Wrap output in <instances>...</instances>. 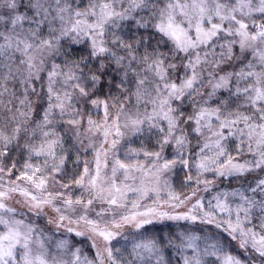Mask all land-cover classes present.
I'll return each instance as SVG.
<instances>
[{
	"label": "clouds",
	"instance_id": "9594fccd",
	"mask_svg": "<svg viewBox=\"0 0 264 264\" xmlns=\"http://www.w3.org/2000/svg\"><path fill=\"white\" fill-rule=\"evenodd\" d=\"M199 2L207 10L204 19L226 23L231 35L218 32L213 40L197 41L195 48L185 52L160 25L166 26L172 18L195 40L200 15L193 0H0V169L40 168L55 190L60 187L55 173L60 161L64 162L65 180L70 182L79 163L91 162L90 153L104 146L96 127L118 121L123 135L116 138L114 148L109 141V160L126 158L148 168L169 154L175 161L160 173L159 201L152 193L146 205L166 202L163 211L179 214L199 201L214 204V197L224 192H242L257 202L252 209L257 224L264 220L260 207L264 204V188L260 187L264 163H258L264 147L258 149L255 137L250 139L243 127L245 123L264 125V104L252 103L255 90L264 88V40L250 41L241 48L238 25L221 21L215 12L219 7L225 15L235 14L249 30L264 25V13L258 10V0H248L251 14L249 8L240 12L239 0ZM101 47L103 52L98 51ZM224 80L227 85L217 88ZM172 84H177L176 92ZM162 104L173 118L171 126L160 114ZM203 109L218 110L220 120L211 127L202 123L197 132L196 117ZM245 115L248 121L240 120L239 130L223 140V147L239 163L247 164L252 175L221 174L215 167L202 172L197 164L203 156L212 157L215 164V152L204 148L210 135L219 131L221 122ZM133 120L139 123L133 125ZM180 137L183 143H178ZM53 140L56 147L50 153L48 144ZM146 151L158 152L159 159L145 156ZM184 160L191 161V168L184 166ZM2 178L6 186L19 185L18 180L9 181L7 172ZM21 187L31 186L24 182ZM253 188L258 191L254 193ZM169 189L185 201L182 207L168 206ZM231 203L234 208L238 198ZM8 205L44 239L48 264H74L76 249L92 264H100L95 257L98 250L104 264H184L180 234L194 232L222 243L225 238L214 224L204 222L198 208L199 223L157 219L147 232L133 226L121 229L110 259L103 242L83 226L85 235L74 236L67 225L57 226L50 212L37 211L20 197L12 196ZM146 237L157 241L154 254H138L133 249L134 243ZM59 241H66L67 247L58 249ZM94 241L96 247H92ZM240 250L241 264H264V255L251 245ZM213 259L205 256V264H212Z\"/></svg>",
	"mask_w": 264,
	"mask_h": 264
},
{
	"label": "snow or ice",
	"instance_id": "6c2138e0",
	"mask_svg": "<svg viewBox=\"0 0 264 264\" xmlns=\"http://www.w3.org/2000/svg\"><path fill=\"white\" fill-rule=\"evenodd\" d=\"M240 12L243 14L245 8H249L248 0H239ZM259 11L264 13V0H258ZM107 7V6H105ZM193 8L198 9L200 19L195 26V40L185 31L184 28L173 23L169 18L167 25H160V30L172 39L182 51L195 48L196 42L206 44L213 40V37L222 31L231 35V29L226 23L217 24L204 19L207 10L199 0H193ZM216 17L221 21H232L238 27L236 35L240 40V47H245L250 41L264 40V25L249 30L247 23L236 19L235 14L225 15L218 7L215 12ZM17 21H22V17H17ZM79 23V22H78ZM211 24L209 28L207 25ZM91 27H96L92 25ZM98 51L103 52L101 47ZM227 81L216 85L217 88L227 85ZM192 81L187 82L191 86ZM172 92L178 90L177 84L171 85ZM95 103V101L93 102ZM166 103V101L164 102ZM253 104H264V88L255 90L252 98ZM62 107V105H61ZM108 111L107 103L103 104V114ZM162 118L170 122L173 119L167 110L161 105ZM155 115V113H154ZM248 121L245 115L232 120H225L220 123L219 131L210 135L209 141L204 145L205 150L215 152V164L213 158L203 156L197 167L202 172H208L215 167L221 174L228 171L229 174L239 176L252 175V170L247 164L239 163V158L234 159L223 147V140L229 135H235L239 130L237 125L240 120ZM220 120L217 112L203 109L196 117V131H201L199 127L202 123L206 127ZM89 121V124H92ZM133 125L139 121L133 120ZM249 133V138L255 137L257 148L264 147V125H243ZM96 130L103 136L104 146L90 153L93 156L91 162L85 160L75 168L70 182L65 180L64 162L60 161L55 168L56 181L60 187L52 190L50 178L45 176L40 168L27 165L28 170L18 172L15 167L9 171L7 168L0 169V264H48L43 254L45 247L44 239L37 235L35 227L26 223L22 218L18 219L13 208L9 207L8 201L12 196L20 197L28 202L37 211H48L54 217L55 223L59 227L67 225L66 230L74 236H84L85 231L97 238L105 245L104 253L111 259L114 254L115 243L120 234V230L133 226L138 232H147L149 226H154L157 219L167 221H190L191 223L201 222V216L197 214L199 208L203 212V220L208 224H214L216 229L224 236V242L212 240L209 237H201L196 233H182L178 237L181 241L180 248L186 253L184 264H205L204 257H213L212 264H241L242 252L234 254L233 249L251 248L264 255V220L257 224L252 216V209L256 206V201L249 198L242 192H224L214 197V204H205L203 201L195 203L192 208L184 213L170 214L163 211L166 202L146 205L145 200L152 198L154 193L159 201L161 190L160 173L166 171L175 164L172 155L154 166L148 168L139 161L133 162L126 158H114L109 160L108 146L115 147L118 137L123 135L118 121L115 124L105 123L97 126ZM165 139V143H167ZM178 143H183V137L178 139ZM235 145V141H233ZM56 141L48 144V151L54 152ZM41 153H37V156ZM181 159H183L182 154ZM145 156L159 159L158 152H145ZM68 159H71L69 157ZM6 162L10 160L6 157ZM258 163H264V155ZM184 166L191 168V161L184 160ZM110 170V171H109ZM264 171V169H261ZM7 172L9 181H19V185L8 183L5 185L3 174ZM138 174V175H136ZM27 182L30 188H23L21 185ZM260 187L264 188V181H260ZM255 193L258 189L253 188ZM239 200V203L232 207V201ZM168 206L180 208L185 201L177 193L169 189L167 196ZM264 211V204L260 205ZM214 208L215 211H208ZM95 209V211H93ZM218 214V215H217ZM51 222V221H50ZM83 226L85 231L81 230ZM161 243L163 237H161ZM157 241L151 237H146L134 243L133 249L139 250L138 254L156 252ZM231 245V247H229ZM67 247L66 241L57 243L58 249ZM92 247H96L95 241ZM39 250V251H37ZM74 264H92L87 257H83L79 249L73 253ZM100 264H104L103 255L98 250L95 254ZM113 264L115 262L113 261ZM157 264H160L157 261Z\"/></svg>",
	"mask_w": 264,
	"mask_h": 264
},
{
	"label": "rangeland",
	"instance_id": "374dc122",
	"mask_svg": "<svg viewBox=\"0 0 264 264\" xmlns=\"http://www.w3.org/2000/svg\"><path fill=\"white\" fill-rule=\"evenodd\" d=\"M234 251V254H237V255H239L240 253H238L239 251H238V249H236V250H233Z\"/></svg>",
	"mask_w": 264,
	"mask_h": 264
},
{
	"label": "trees",
	"instance_id": "16d2710c",
	"mask_svg": "<svg viewBox=\"0 0 264 264\" xmlns=\"http://www.w3.org/2000/svg\"><path fill=\"white\" fill-rule=\"evenodd\" d=\"M74 238H75V237H74ZM233 250H236V249H233ZM238 251H239L238 253H240V254H241V252H242V251H241V250H239V249H238Z\"/></svg>",
	"mask_w": 264,
	"mask_h": 264
}]
</instances>
